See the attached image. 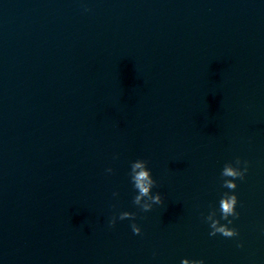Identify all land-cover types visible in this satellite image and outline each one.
Instances as JSON below:
<instances>
[{"label":"water","instance_id":"1","mask_svg":"<svg viewBox=\"0 0 264 264\" xmlns=\"http://www.w3.org/2000/svg\"><path fill=\"white\" fill-rule=\"evenodd\" d=\"M237 157L238 236H210ZM185 258L264 264V0H0V264Z\"/></svg>","mask_w":264,"mask_h":264},{"label":"clouds","instance_id":"2","mask_svg":"<svg viewBox=\"0 0 264 264\" xmlns=\"http://www.w3.org/2000/svg\"><path fill=\"white\" fill-rule=\"evenodd\" d=\"M87 10V9H86ZM148 162L146 160L138 159L131 163V171L129 173L131 182L134 189L137 191V195L134 196L133 204L138 206L142 211L148 212L152 209L153 205H159L163 203L162 196L159 193L153 195L152 189L156 185V181L153 179L151 170L147 166ZM243 165V167H241ZM109 173L113 170L111 168L107 169ZM248 171V162L242 161L237 157L233 162H228L224 165L221 176L225 178L223 180V187L232 190L231 193L225 192L219 201V211L221 213V219L226 220L227 224H221L219 219H216V211L212 210L206 217V221L209 222L211 232L210 236H215L221 234L226 238H232L238 236V232L235 228H230L228 225L232 224V220L229 217L238 218L239 213L236 211V206L238 203V197L235 194V189L237 188V179L243 180L245 174ZM114 195H116L114 193ZM147 198L151 203H141L142 200ZM135 213L123 211L119 213V216H113L109 220V227H114L119 220H135ZM131 228L134 234L139 235L141 233V228L137 226L136 223L131 224ZM242 247V245H238ZM181 264H204L203 260H189L187 258L183 259Z\"/></svg>","mask_w":264,"mask_h":264}]
</instances>
